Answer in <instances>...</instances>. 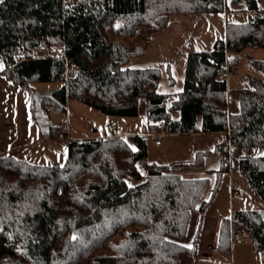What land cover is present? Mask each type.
<instances>
[{
  "label": "trees",
  "instance_id": "16d2710c",
  "mask_svg": "<svg viewBox=\"0 0 264 264\" xmlns=\"http://www.w3.org/2000/svg\"><path fill=\"white\" fill-rule=\"evenodd\" d=\"M232 1L245 3L255 12L253 19L228 22L226 38L211 50L188 54L183 91L170 107L168 95L158 91L161 70L127 64L146 53L151 35L165 28L172 14L224 12L228 0H3L1 73L30 94L32 119L46 137L60 131L50 110L65 113L68 99L109 115L138 116L143 97L152 133L222 131L238 146L264 148V79L247 78L240 110L231 113L227 81L219 76L226 64L228 70L237 64L245 48L264 47V9L259 0ZM52 45L64 47L67 61L46 54ZM23 49L42 55L22 58ZM251 60L264 71V60ZM66 62L78 66L68 79L62 77ZM54 82L62 85L49 93L33 85ZM170 109L180 111L179 120L171 118ZM67 148L62 164L0 156V264H179L188 250L182 240L191 211L209 183L179 171L201 167L211 151H198L193 162L149 163L143 180L138 162L147 156V145L141 135L71 140ZM230 165L224 155L213 194ZM239 169L264 199V154L242 156ZM127 176L142 181L130 185ZM207 205L201 202L200 209ZM243 229L264 261L260 211H235L225 218L219 249L229 252L232 230Z\"/></svg>",
  "mask_w": 264,
  "mask_h": 264
},
{
  "label": "crops",
  "instance_id": "0c3cea01",
  "mask_svg": "<svg viewBox=\"0 0 264 264\" xmlns=\"http://www.w3.org/2000/svg\"><path fill=\"white\" fill-rule=\"evenodd\" d=\"M258 2L260 8L264 9V0ZM228 5L229 10L224 12L172 14L167 26L151 35L146 53L132 58L127 66L158 67L161 70L158 91L168 95L170 107L183 91L188 54L211 50L216 40L226 38L228 22L240 23L253 19L252 11L247 9L245 3L228 0ZM230 56L233 57L234 53H230ZM251 58L264 60V47L245 48L239 54L237 64L228 70L229 74L222 76L229 89L228 110L231 113L240 110L239 92L247 85V78L254 76L264 79V71L256 67ZM226 67L229 68V65L226 64ZM33 85L37 91L49 93L62 83ZM36 85L42 86L38 88ZM50 111L52 124L64 132L68 138L66 142L59 141L57 137L41 135L32 119L30 94L0 71V156L11 155L40 165L53 162L62 164L67 158V144L71 140L108 139L133 134L146 139L147 164L193 162L198 151H211L205 155L200 168L179 171L185 178L209 179L200 203L191 211L187 233L182 240L188 250L180 257L179 264H264L251 240L237 243L231 235L229 252H222L218 247L225 218H230L235 211L264 213V199L254 193L239 169L242 156L263 155L264 148L231 146L228 132L222 131L180 133L163 128L152 133L145 115H109L78 99H68L65 113ZM170 113L173 120L180 119L179 110L170 109ZM155 135L162 137L161 144H156ZM222 144L223 149L217 150V146ZM131 145L137 149L133 141ZM224 155H228L231 161L230 169L221 175L219 189L213 194L218 178L216 170L220 168ZM204 201L208 205L201 210L200 204Z\"/></svg>",
  "mask_w": 264,
  "mask_h": 264
},
{
  "label": "built area",
  "instance_id": "2783aa9c",
  "mask_svg": "<svg viewBox=\"0 0 264 264\" xmlns=\"http://www.w3.org/2000/svg\"><path fill=\"white\" fill-rule=\"evenodd\" d=\"M252 15L253 16L255 15L254 11H252ZM32 54H33V57H38V53H36V52H30V51H27L24 49L20 51V55L22 58H26L28 55H32ZM48 55L50 57L55 58V59H61V60L67 61V56L65 54L64 47H60V48L59 47H51L49 52H48ZM77 72H78L77 64L66 62V68L62 74V77L64 79H68L69 77L73 76ZM228 74H229V71H228V68L226 66H224L220 69V72H219L220 77L223 75H228ZM161 125H162V123H161ZM59 136L63 141H66V137L64 136L63 131L60 132ZM155 139H156V144H161L163 142V139L160 135H155ZM230 143H231V146L237 145L236 141L230 140ZM231 235H232L233 241H235L237 243L244 242L248 236L247 231L244 229L243 230H232Z\"/></svg>",
  "mask_w": 264,
  "mask_h": 264
},
{
  "label": "rangeland",
  "instance_id": "374dc122",
  "mask_svg": "<svg viewBox=\"0 0 264 264\" xmlns=\"http://www.w3.org/2000/svg\"><path fill=\"white\" fill-rule=\"evenodd\" d=\"M74 1H79V0H64V2L66 3V4H70V3H72V2H74ZM120 40H122L123 42H129L131 39H126V38H123V37H120L119 38ZM143 42V41H142ZM51 47H59L60 48V46H57V45H52V46H50L49 48H48V50H47V55H48V52H49V50H50V48ZM62 47V46H61ZM30 52H36V53H38V56H41L42 54L39 52V51H37V50H31ZM19 55H20V53H19ZM32 57H33V54L31 55ZM20 57H21V55H20ZM140 57V56H139ZM4 69V63H3V61H2V59H1V57H0V71H2ZM39 84H41V83H39ZM46 84H49V85H52V84H54V83H46ZM60 83L59 82H57L56 83V85H59ZM36 86H38V88H40L42 85H36ZM140 101H141V103H142V107H141V112H140V115L141 116H143L144 115V111H145V106H146V104H145V99L142 97L141 99H140ZM54 113V112H53ZM62 130H60L59 131V133L55 136V137H57L58 138V140L59 141H63L61 138H60V136H59V134H60V132H61ZM64 136L66 137V141L68 140V138H67V136L64 134ZM65 141V142H66ZM130 145H131V141H130ZM132 146V145H131ZM133 149H135L134 147H133ZM146 164H147V156L146 157H144L142 160H140V162H139V164H138V167H139V169H141V171H142V173H143V177H142V179L144 180L145 178H146V171H145V166H146ZM198 168H200V167H196V168H189V169H184V170H181V171H189V170H194V169H198ZM140 181H142V180H135L132 176H127V182L130 184V185H134V184H137V183H139ZM248 235V234H247ZM247 241L248 242H250V238L247 236Z\"/></svg>",
  "mask_w": 264,
  "mask_h": 264
},
{
  "label": "snow or ice",
  "instance_id": "6c2138e0",
  "mask_svg": "<svg viewBox=\"0 0 264 264\" xmlns=\"http://www.w3.org/2000/svg\"><path fill=\"white\" fill-rule=\"evenodd\" d=\"M3 2V0H0V3H2Z\"/></svg>",
  "mask_w": 264,
  "mask_h": 264
}]
</instances>
